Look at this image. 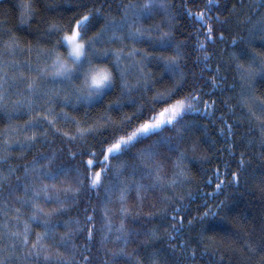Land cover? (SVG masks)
I'll return each mask as SVG.
<instances>
[{
  "label": "snow or ice",
  "instance_id": "1",
  "mask_svg": "<svg viewBox=\"0 0 264 264\" xmlns=\"http://www.w3.org/2000/svg\"><path fill=\"white\" fill-rule=\"evenodd\" d=\"M189 3L196 0H119L113 14L111 4L105 10L82 0L65 22L42 15L59 5L22 0L15 30L0 19V113L29 117L22 128L0 132V264H97L101 250L102 264H145L140 252L155 244L160 247L148 253V264H198L214 242L207 234L224 231L211 223L227 220L220 215L227 201L215 202L218 196L257 174L264 186V94L257 88V78L264 86V0H252L248 13L220 0H204L196 11ZM232 15L235 27L245 28L231 35L229 46ZM156 16L160 23L147 24ZM184 17L193 29L191 44L175 40V22ZM33 23L36 42L22 46L15 31L33 35ZM142 43L152 51L135 47ZM219 43L233 49L227 58ZM25 52L27 59L16 58ZM153 60L170 87H154L159 81L146 71ZM97 107L103 112L91 119ZM81 108L84 118L66 111ZM197 117L219 121L225 147L218 152L228 158L202 180L212 190L202 193L194 216L192 192L182 190L191 183L188 153L198 150L196 143L185 147L186 139L193 131L207 134ZM17 133L22 140L13 138ZM57 139L60 148L53 147ZM14 148L21 150L19 160H26L25 151L36 154L12 164ZM157 219L158 227H146ZM225 235L239 239L231 230ZM131 244L137 247L129 251ZM242 251L264 264V239L256 246L245 241ZM204 264H224V257Z\"/></svg>",
  "mask_w": 264,
  "mask_h": 264
},
{
  "label": "trees",
  "instance_id": "2",
  "mask_svg": "<svg viewBox=\"0 0 264 264\" xmlns=\"http://www.w3.org/2000/svg\"><path fill=\"white\" fill-rule=\"evenodd\" d=\"M22 2V0H7L6 3L3 5H0V19L7 18V27H12L15 30V26L19 22V12L20 9L18 5ZM82 0H40V5H48V4H57L59 7L54 12H47L44 13L42 11V15L45 16L46 19H56L60 20L61 17H63V21H67L70 19L73 15V9L77 8V5L81 3ZM97 6H102L105 10L107 9V5L111 4L113 9V14L116 13L117 5L119 3V0H95ZM127 2V0H125ZM204 0H196L195 4L189 3V7L193 9V11L198 10V6H203ZM172 3L174 5H179L180 0H172ZM227 3L228 8H231V5L233 3L237 6V12H243L248 13V4L252 3V0H243L244 7L241 8L239 0H220V4L223 7ZM226 15H231L230 13H226ZM224 16H221V19H223ZM244 16L240 15L239 19H243ZM162 17L156 16L154 20L148 21L147 24H155L160 23ZM237 17L235 15H232V24L230 25L231 31L225 32V36L228 37L227 45H231V35H239L243 34V30L245 28L244 25H240L239 28L235 27ZM189 20L187 17H184L183 19H179L175 22L176 25V32L175 40L176 42L186 41L187 43L191 44L193 41L188 40V35L193 31L191 27H188ZM37 25L33 23V28L31 31L33 32V35H28L24 31H15V34L19 37L20 43L22 46L27 45L30 41L34 44L36 42V35H35V28ZM40 28H46L47 25L44 23H41L39 25ZM183 33V35L181 34ZM2 39H7L6 36H3ZM127 43V42H126ZM46 46L50 47L51 44H47ZM135 47L145 49L146 51H152V48L147 43L137 44ZM217 51L221 48H226L225 52V58H227V51H231L230 47H227L223 43H219L216 45ZM185 51H189L188 49H185ZM171 52L165 53V55H169ZM157 55L159 53L157 52ZM17 59L23 61L27 59V53L20 54L16 57ZM195 54H191L187 60V63L189 65V68H192L193 61L195 60ZM32 59H35V54L33 53ZM146 71H150L152 74V78L154 81H159V83H156L154 87L156 89H162L164 87H170L171 81L169 80L167 75H164V69L161 63H158L157 61L153 60L151 63L148 64V67ZM187 71V69H185ZM193 71L199 72L198 68H193ZM210 75V74H209ZM190 78V74H189ZM257 88H258V94H264V86H261L259 83V78H257ZM239 89L237 88V92ZM152 93L149 92L148 95L150 96ZM134 95H139L137 93H134ZM217 96H220L219 92L216 93ZM233 95V93H226L225 96ZM114 99L115 97H111ZM207 98V97H206ZM224 98V97H220ZM13 99H17V97H13ZM107 103V102H105ZM231 103H235V99L231 101ZM59 111V109H57ZM66 111L69 112L70 115L77 116V118H84V109L81 108L79 112H74L71 109H66ZM126 111H130V109H126ZM103 112L102 107H97L95 109H91L89 111V117L91 119H95V117ZM220 113H216L218 116ZM27 115L22 114H12V118L9 119L8 116L4 115L3 113H0V132H3L6 128L9 126L13 128H22L25 124V121L28 120ZM198 120V123L200 125L207 126L206 127V135H202L200 131H193L190 133L186 139L185 147L192 143H196L198 145V150L195 153L189 152V160H187L185 163L187 164L189 168V174L191 176V183L188 185H185L184 189L182 191L187 192L191 191L193 196V202H192V215H198L196 213L195 208L197 205L203 204V198L202 193L211 191V188L204 187V184L202 183V180L206 176V174L210 173V170L214 168L217 164H220V161L223 159H227V153H220L218 150L225 147L223 144V137L219 136L218 128H219V121L217 120L215 125L211 123L209 119H201L199 117L196 118ZM214 119V118H213ZM30 134V133H29ZM18 136L19 139H23V133H17L13 136L15 139ZM102 138V137H97ZM0 139H3L2 136H0ZM91 142H95L91 140V137L89 138ZM213 141H216V143L213 144ZM46 147V146H45ZM55 148H60L61 144L59 139L56 140L55 144L53 145ZM257 149L254 148L252 151H256ZM26 157V160H19L17 159L18 156L21 155V150L18 148H14L12 151V157L13 159L10 161L12 164H23L26 161H30L35 155V150L32 152L25 151L23 153ZM203 157H212L213 162L210 164L206 159ZM115 163V161H113ZM255 166V165H254ZM235 166L233 165V169ZM221 170L223 171V167L221 165ZM264 187L260 185V177L259 174H257V177L255 180H250L247 185H241L239 188L237 187H226L224 189V192L220 194L217 198L218 202L219 200H226L227 201V209H225V212H222L220 215L224 216L227 215V220L222 221L219 217H217L216 220L211 221L214 225H219L224 231H219L215 233H208L207 235L213 237V243L210 246L209 254L204 257L203 260L199 261L198 264H204L205 260L208 259H219L220 256L224 257V264H256V262L260 259L259 256H256L252 259H249L248 253L246 251H242V245L245 241L249 242L253 246H256L261 243V240L264 239V232L261 231V225L264 223V191L261 190V188ZM101 195L103 193L101 192ZM154 202V201H153ZM187 203V200L185 201ZM209 203H214L213 201H209ZM54 205H48V207H53ZM151 209L148 207L144 208V212H148ZM201 211H203V208H201ZM74 214V213H70ZM25 215H27V211H25ZM66 218V217H65ZM141 223H146L143 219L141 220ZM160 224L159 220H153L152 223L146 224V227H158ZM132 227H139V224L132 225ZM197 227H199L197 225ZM38 230V229H37ZM231 230L232 232H235L238 234L239 239L235 240L232 237L225 235V232ZM63 231V229H61ZM192 235H195V233H192ZM98 239V238H97ZM99 247V245H97ZM109 248L112 247L111 244L108 245ZM136 244L129 245V251H131L133 248H136ZM153 247H160L159 244H155L149 248H147L146 251H141L140 255L142 259L144 260L145 264H148L149 256L148 253H150L153 250ZM215 250L216 256H211V252ZM104 251L101 250L97 254V264H102L103 260L105 259ZM166 259V253L161 255L162 262Z\"/></svg>",
  "mask_w": 264,
  "mask_h": 264
}]
</instances>
